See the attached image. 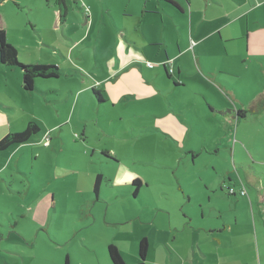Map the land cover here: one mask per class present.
<instances>
[{
	"label": "crops",
	"instance_id": "1",
	"mask_svg": "<svg viewBox=\"0 0 264 264\" xmlns=\"http://www.w3.org/2000/svg\"><path fill=\"white\" fill-rule=\"evenodd\" d=\"M172 1L67 0L70 11L61 22L56 0H0V29L18 57H25L21 62L57 65L61 72L57 78H37L34 90L26 91L23 70L0 60V139L37 121L53 131L59 126L55 135L63 139L62 128L69 125L68 136L78 131L75 145L86 156L92 149V156L103 159V171L106 167L116 171L108 176L102 172L105 181L100 190L109 182L133 187L139 178L137 196L144 180L127 164L134 159L121 156L120 148L90 145L93 129L100 133L108 127L110 133L113 127L122 136L136 130L134 122L140 118L144 131L171 139L191 155L193 164L204 154L224 153L221 160L215 159L210 180L215 206L208 228L195 226V216L185 214L182 230L193 243H182L177 251L159 241L157 256L152 257L154 249L149 248L147 264H264V172L262 176L257 169L264 167V160L255 158L262 149L254 148L247 127H242L243 136L250 144L237 148L239 143H232L234 122L239 127L252 113L264 115V0ZM12 2L22 12L14 24L2 8ZM95 10L102 11L101 21L95 20ZM239 19L245 20L246 32L236 24ZM94 89L101 92L102 102ZM139 107L141 115L132 116ZM40 129L38 137L46 131ZM202 138L209 139L216 151L210 152L212 146L205 141L198 145ZM28 143L0 151V194L6 196L5 184L19 181L23 174L22 153ZM32 151L37 158V150ZM103 151L116 160L101 155ZM99 171L88 173L93 184ZM242 182L245 195L239 193ZM151 186L147 181L146 187ZM229 187L238 190L236 195L228 194ZM92 190L94 185L88 193ZM195 201L203 208L201 201ZM156 205H143L138 217L148 214L153 220ZM163 207L162 211L170 209ZM205 217L203 211L198 222ZM14 225L19 227V222ZM147 233L130 230L119 240L100 238L87 247L93 251L87 258L101 264L97 252L115 244L128 264L137 263L135 252L139 256V242L150 237Z\"/></svg>",
	"mask_w": 264,
	"mask_h": 264
},
{
	"label": "rangeland",
	"instance_id": "2",
	"mask_svg": "<svg viewBox=\"0 0 264 264\" xmlns=\"http://www.w3.org/2000/svg\"><path fill=\"white\" fill-rule=\"evenodd\" d=\"M14 4L12 2L9 6L2 5L9 13L11 24L16 22L14 19H17L18 13H22ZM93 15L95 20H102L101 10H95ZM81 17H84L83 13ZM236 24H240L241 32H246L244 19L237 20ZM24 58L18 57L20 62ZM241 91L242 89L239 92ZM235 102L237 103L236 100ZM231 104L234 106L232 99ZM141 111L142 108L139 107L132 116L141 115ZM37 124L46 128L43 135L49 132L50 146L42 144L45 136L35 135V140L29 142L30 146L25 147L22 153L25 156L22 160L25 169L22 170L19 181L5 184L7 195L0 194V264H64L67 257L72 264H99L93 258H87L93 254V251L91 254L87 250L89 244L98 242L100 238H125L124 233L130 230H148L150 237L147 238L151 242L150 247L154 249V257L158 255L155 245L159 241L174 245L177 251L182 243H193V239L182 230L185 214L187 217V213L195 216V226L208 228L207 221L214 205V192L211 187L213 181L210 180L214 174L215 159L218 157L221 160L224 153L218 156L213 153L204 154L196 158V163L193 164L191 155H186L171 139H165L166 137L155 132L144 131L140 127V118L134 122L138 128L122 136L113 127L110 133L107 132L108 127L100 133L93 129L89 144L120 148V151L123 150L121 156L134 159L127 164L140 173L144 180V188H141L138 196L135 194L136 186L126 187L124 184L109 182L103 185L98 199L93 190L88 193V189L94 185L90 182L93 179H90L88 173L100 170L99 172L108 176L111 175L110 172H116L114 167H106V171H103V159L101 156H92V149L89 157L86 156L84 149L75 145L78 131H72L71 138L68 136L69 125L62 128L64 136L61 139L55 135L60 130L59 126L53 131L45 123L37 121ZM234 124L235 138L232 143H239L237 148L250 144L243 136L242 127H247L252 135L251 143L255 144L254 148L262 149V153L255 151V158L264 160V115L254 116L252 113L239 127L236 122ZM115 134L117 140L113 141ZM206 139H198V145L202 141L209 145L211 142ZM194 140L197 139L193 138L192 141ZM210 146L213 150L210 152H215L216 148L211 144ZM126 149L129 153H126ZM32 150H37V158L32 155ZM90 157H93L92 163ZM144 160L149 163H144ZM257 169L263 176L264 167L258 166ZM147 181L152 183L151 188L146 187ZM195 199L203 203V208H199ZM151 203L157 204L154 219L151 220L153 217L148 214L138 217L137 211L143 205ZM163 205L170 209L162 211ZM22 211L26 213L25 216L20 215ZM203 211L206 217L199 223L198 219ZM129 216L138 218L128 219ZM15 222H19V227H15ZM172 224L177 228H169ZM135 235L142 237L138 233ZM17 246L19 250H16ZM177 251L173 252L177 254ZM97 254H101V264H112L107 249H102ZM134 259L141 260L137 251ZM145 263H148L147 259Z\"/></svg>",
	"mask_w": 264,
	"mask_h": 264
},
{
	"label": "trees",
	"instance_id": "3",
	"mask_svg": "<svg viewBox=\"0 0 264 264\" xmlns=\"http://www.w3.org/2000/svg\"><path fill=\"white\" fill-rule=\"evenodd\" d=\"M172 1V0H170ZM173 2V1H172ZM56 5L60 10V20L64 22L69 14V7L67 4V0H56ZM0 60L3 64L7 66H19L23 70L24 80H23V88L26 91H33L35 88V80L37 78H57L60 76V69L57 65L51 64H23L18 59V51L10 44L6 39V34L3 29H0ZM171 72V70H170ZM168 73V72H167ZM168 76H171L168 73ZM94 94L100 100L103 101L101 92L94 89ZM242 111H239L241 113ZM41 132L40 126L35 122H30L26 129L21 132L9 133L2 139H0V151L7 150L10 147L21 146L23 144H27L34 135L39 134ZM46 143L48 140V145H50V134L49 132L45 135ZM79 137V135H76ZM104 157L116 160V158L110 155L107 151H103L101 153ZM252 162H250L251 164ZM104 176L102 173H98L95 176L94 180V195L98 198L100 194L101 185L103 182ZM134 184L139 188L141 185V179L136 178L134 180ZM138 188H136L135 193L138 192ZM229 195H236L238 190L235 187H229L227 190ZM241 195H245L247 193L246 187L242 182L241 189L239 190ZM150 248V242L147 237H143L139 242V256L141 260L134 264H145V259H147V255ZM108 254L112 264H128L124 258L122 257L118 247L115 244L108 245ZM64 264H72L69 257L66 258Z\"/></svg>",
	"mask_w": 264,
	"mask_h": 264
},
{
	"label": "built area",
	"instance_id": "4",
	"mask_svg": "<svg viewBox=\"0 0 264 264\" xmlns=\"http://www.w3.org/2000/svg\"><path fill=\"white\" fill-rule=\"evenodd\" d=\"M148 66L149 67H152L153 66V64L152 63H148ZM46 145H48V140L46 141V143H45Z\"/></svg>",
	"mask_w": 264,
	"mask_h": 264
},
{
	"label": "flooded vegetation",
	"instance_id": "5",
	"mask_svg": "<svg viewBox=\"0 0 264 264\" xmlns=\"http://www.w3.org/2000/svg\"><path fill=\"white\" fill-rule=\"evenodd\" d=\"M136 188H138V187H136ZM136 194V193H135Z\"/></svg>",
	"mask_w": 264,
	"mask_h": 264
}]
</instances>
